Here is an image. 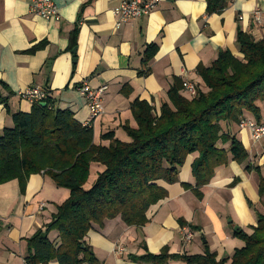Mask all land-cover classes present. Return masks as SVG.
Wrapping results in <instances>:
<instances>
[{"label":"crops","instance_id":"0c3cea01","mask_svg":"<svg viewBox=\"0 0 264 264\" xmlns=\"http://www.w3.org/2000/svg\"><path fill=\"white\" fill-rule=\"evenodd\" d=\"M53 1L62 16L59 22L30 13V0H0V134L14 127L13 114L31 112L33 104L20 97L31 87L44 91L54 109L70 111L86 125L90 110L79 87L87 80L93 89L108 87L102 97L104 113L91 121L94 143L106 144L101 136L108 132L122 140V126H136L131 113L136 100L147 101L160 113L176 78L206 92L197 68L210 67L222 51L242 58L236 42L238 28L256 41L264 39V0H228L221 14L211 15L207 0H159L149 16L119 28L114 9L128 0ZM152 45L158 51L147 63L145 53ZM260 107L263 116L264 105ZM245 119L254 117L246 114ZM223 129L242 143L248 161L239 164L230 157L228 166L216 170L198 199L183 187L195 184L191 166L198 154L189 156L178 182H160L168 196L149 209L145 227H127L118 218L90 231L86 241L97 264H144L129 256L156 255L165 247L175 255H202L208 248L218 259L231 258L244 246L234 229L252 234L257 225L247 198L264 213L259 176L245 168L248 164L258 167L264 178V142L254 144L250 132L237 124ZM96 166L91 175L93 169L102 171ZM97 173L90 175L89 186ZM69 195L43 174L30 176L23 193L18 180L0 185V264H26L27 240L52 221ZM185 231L194 234L189 244L183 241ZM49 239L58 243V232L52 231Z\"/></svg>","mask_w":264,"mask_h":264},{"label":"trees","instance_id":"16d2710c","mask_svg":"<svg viewBox=\"0 0 264 264\" xmlns=\"http://www.w3.org/2000/svg\"><path fill=\"white\" fill-rule=\"evenodd\" d=\"M227 7L228 0H207L210 15L221 14ZM236 42L242 58L222 51L210 67L197 68L206 92L197 88L196 96L183 95V82L176 78L168 92L169 102L162 104L160 113L147 101L136 100L131 105L136 126H122L128 142L108 132L101 136L106 144H95L91 125L80 124L70 111L54 109L49 98L43 102L45 107L35 103L30 113L13 114L14 127L0 134V185L18 180L23 193L30 176L43 174L70 193L52 221L27 240L26 264H97L86 241L90 231L118 218L127 227H145L149 209L168 196L160 182H178L180 168L189 156L198 154L191 166L195 184L183 187L198 199L203 198L202 188L216 170L228 166L231 158L239 164L248 161L242 143L223 126L239 125L246 114L257 122L262 118L264 39L256 41L238 28ZM157 51V46H149L145 61L150 62ZM94 165L102 171L89 186ZM245 169L258 174L264 207L260 169L250 164ZM247 202L256 212L257 225L252 234L243 230L234 234L244 246L231 258L218 259L208 248L202 255H175L165 247L159 254L129 259L144 264H264V213L256 210L250 198ZM52 231L58 232V243L49 239Z\"/></svg>","mask_w":264,"mask_h":264},{"label":"built area","instance_id":"2783aa9c","mask_svg":"<svg viewBox=\"0 0 264 264\" xmlns=\"http://www.w3.org/2000/svg\"><path fill=\"white\" fill-rule=\"evenodd\" d=\"M159 0H128L123 1L119 6L114 9L116 16V27L119 28L123 24L133 22L144 16H149L158 7ZM234 1V0H231ZM30 13L41 17L47 21L59 22L62 18L57 5L53 0H30L29 4ZM255 18L259 22L260 12H255ZM108 87L102 86L98 89H93L89 86L88 81H84L79 87V91L85 97L90 110V122L85 126H90L91 121L99 118L104 113L102 104V97L106 93ZM183 92L189 96L194 97L197 94V87L190 81L183 82ZM22 100H26L32 104L43 103L47 98L44 91L37 87L27 88L20 93ZM239 127L241 130H248L254 144L264 142V115L261 120L257 122L255 119H244L240 122ZM194 237L190 231H185L183 234V241L189 244Z\"/></svg>","mask_w":264,"mask_h":264},{"label":"rangeland","instance_id":"374dc122","mask_svg":"<svg viewBox=\"0 0 264 264\" xmlns=\"http://www.w3.org/2000/svg\"><path fill=\"white\" fill-rule=\"evenodd\" d=\"M121 139H122L121 141H124V142H128V141H129V138H128V136L126 135V133H123ZM94 168H98V169H100L101 167L96 166V167H94ZM96 173H97V170L93 169V171H92V175H91V176L93 177Z\"/></svg>","mask_w":264,"mask_h":264},{"label":"water","instance_id":"95a60500","mask_svg":"<svg viewBox=\"0 0 264 264\" xmlns=\"http://www.w3.org/2000/svg\"><path fill=\"white\" fill-rule=\"evenodd\" d=\"M42 106L45 107L46 104H45V103H42ZM238 230H239L238 227H236V228L234 229L235 232H237Z\"/></svg>","mask_w":264,"mask_h":264}]
</instances>
